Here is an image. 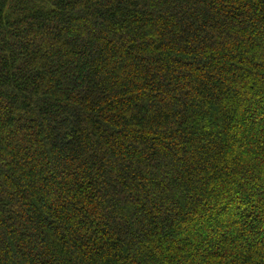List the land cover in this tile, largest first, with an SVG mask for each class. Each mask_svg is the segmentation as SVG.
Returning a JSON list of instances; mask_svg holds the SVG:
<instances>
[{
	"label": "trees",
	"instance_id": "16d2710c",
	"mask_svg": "<svg viewBox=\"0 0 264 264\" xmlns=\"http://www.w3.org/2000/svg\"><path fill=\"white\" fill-rule=\"evenodd\" d=\"M0 264H264V0H0Z\"/></svg>",
	"mask_w": 264,
	"mask_h": 264
}]
</instances>
